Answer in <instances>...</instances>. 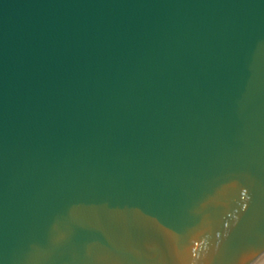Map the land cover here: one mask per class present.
<instances>
[{"label":"water","instance_id":"1","mask_svg":"<svg viewBox=\"0 0 264 264\" xmlns=\"http://www.w3.org/2000/svg\"><path fill=\"white\" fill-rule=\"evenodd\" d=\"M0 264H264V0H0Z\"/></svg>","mask_w":264,"mask_h":264}]
</instances>
